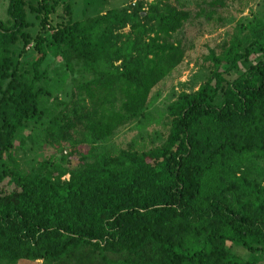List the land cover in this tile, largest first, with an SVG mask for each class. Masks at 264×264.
Masks as SVG:
<instances>
[{
	"label": "trees",
	"instance_id": "16d2710c",
	"mask_svg": "<svg viewBox=\"0 0 264 264\" xmlns=\"http://www.w3.org/2000/svg\"><path fill=\"white\" fill-rule=\"evenodd\" d=\"M6 11L0 264H264L233 250L264 254L263 17L239 21L172 89L159 144L112 152L104 142L146 117L150 89L182 60L173 34L189 10L135 0L73 19L71 0H8ZM48 53L72 74L70 106L53 97V107L64 106L55 112L41 105L48 92L37 85ZM43 116L44 138L80 146L76 163L60 150L20 168L14 136Z\"/></svg>",
	"mask_w": 264,
	"mask_h": 264
},
{
	"label": "rangeland",
	"instance_id": "374dc122",
	"mask_svg": "<svg viewBox=\"0 0 264 264\" xmlns=\"http://www.w3.org/2000/svg\"><path fill=\"white\" fill-rule=\"evenodd\" d=\"M133 1L135 0H71L72 17L81 19L110 7ZM169 1L190 12V17L173 34L184 49L183 58L169 74L150 89L148 96L153 97L154 100L146 109V117L137 122L130 121L119 126L104 142L112 152L127 147L144 150L159 144L168 129V117L164 107L171 98L172 89H176L179 82L189 78V75L198 67L207 64L204 61L207 50L212 48L218 52L221 44L228 39L239 21L245 22L253 17L264 18V0H218L213 5L209 3L211 0ZM7 2L8 0H0V20L9 24L11 20L6 11ZM57 12L59 13L60 9ZM29 18H32L31 15ZM57 20L59 17L55 16V13L50 15L51 23ZM34 25L32 32L37 28L36 24ZM31 56L28 54L25 58L29 60ZM40 71H44V77L37 82V85L48 92L41 97V105L49 112L63 110L62 104L53 107V97H56L59 101L66 103L65 107L70 106L72 74L64 68L62 60L48 53L40 66ZM231 77L232 75L227 76V78ZM177 89L180 87L178 86ZM46 119L47 117L43 116L42 125L26 127L15 134L12 153L20 168L28 170L36 166L37 161L41 159L58 156L60 150L62 154L68 155L72 163L77 162V152L81 150L80 146L69 142L55 143L42 136ZM69 132L73 140L80 137L78 130ZM28 133L32 140L26 136ZM233 250L244 260L257 256L259 262L264 263V254L261 252L253 254L240 246H235ZM15 264H41V262L40 260L18 259Z\"/></svg>",
	"mask_w": 264,
	"mask_h": 264
},
{
	"label": "built area",
	"instance_id": "2783aa9c",
	"mask_svg": "<svg viewBox=\"0 0 264 264\" xmlns=\"http://www.w3.org/2000/svg\"><path fill=\"white\" fill-rule=\"evenodd\" d=\"M133 3V2H132Z\"/></svg>",
	"mask_w": 264,
	"mask_h": 264
}]
</instances>
